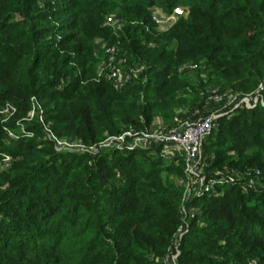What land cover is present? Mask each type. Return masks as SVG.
Listing matches in <instances>:
<instances>
[{"label":"trees","instance_id":"trees-1","mask_svg":"<svg viewBox=\"0 0 264 264\" xmlns=\"http://www.w3.org/2000/svg\"><path fill=\"white\" fill-rule=\"evenodd\" d=\"M40 1L0 0V106L16 109L0 121V153L11 156L0 169V264H162L180 222V156L152 152L154 143L56 150L36 117L21 119L34 96L57 137L88 146L146 129L156 116L175 119L178 104L189 111L177 120L190 117L204 88L180 71L186 63L217 90L249 93L264 83V0ZM177 5L183 13L156 31L150 8L168 14ZM116 12L126 22L113 32L105 17ZM95 37L139 74L120 88L95 76ZM15 120L32 135L8 139L3 125L14 130ZM201 157L208 170L226 161L239 172L257 168L262 179L255 187L244 176L225 180L188 197L193 215L177 264H264V105L219 116Z\"/></svg>","mask_w":264,"mask_h":264},{"label":"built area","instance_id":"built-area-1","mask_svg":"<svg viewBox=\"0 0 264 264\" xmlns=\"http://www.w3.org/2000/svg\"><path fill=\"white\" fill-rule=\"evenodd\" d=\"M179 10V11H178ZM181 14V9L173 7L169 13V18ZM105 24L108 25L113 32L121 29V25L117 22L115 15L109 14L105 17ZM102 62L98 67L97 77H103L111 82L114 88H120L135 78L141 66L135 68L125 67V60L119 56L117 46L101 42ZM195 66L192 64L191 67ZM209 101L221 100V95L212 92L205 98ZM29 110L25 117L21 120H30L34 117L41 122L46 136L53 141L56 150L61 149H85L91 152L96 150V146H85L80 140L75 138L57 137L49 128L47 123L43 121L42 109L37 99L32 96L29 99ZM264 105V83H259L257 87L249 92L246 96L239 98L234 102L233 107L243 105L250 107L255 104ZM15 106L6 102L0 106V121H8L15 113ZM197 111L193 115L184 119L176 120L172 126H161L152 130L145 129L135 131L134 129H125L116 135H109L105 140L98 143L101 145H112L116 148L125 147L130 149L135 145L147 146L151 143L159 145V153L165 158H171L174 154H178L182 160L183 172L186 176V182L181 193V202L179 206L180 222L172 233L171 241L165 248L164 253L159 260L162 264H177L178 242L184 231L187 229L186 219L193 215V208L185 205L184 201L192 195H198L210 191L215 184L230 180L229 176L219 170H213L207 173L202 168L201 161V142L206 133L217 125V118L220 116L218 109H214L209 113L197 115ZM15 129L13 130L7 125H3L8 139H15L19 135H32L31 130L25 129L20 120H15ZM129 137V139H126ZM11 161L10 154L6 152L0 153V169L9 166ZM244 264H257L255 258H249Z\"/></svg>","mask_w":264,"mask_h":264},{"label":"rangeland","instance_id":"rangeland-1","mask_svg":"<svg viewBox=\"0 0 264 264\" xmlns=\"http://www.w3.org/2000/svg\"><path fill=\"white\" fill-rule=\"evenodd\" d=\"M117 6H119V2L112 6L114 12L117 11ZM176 7L181 9V5H177ZM150 10H151L150 17H151V20L153 21V24H154V27H155L156 31H161L164 28H166L169 24H171L174 21V19L176 17V16H172L171 18L168 19L169 13L165 14L159 8L154 7V6L151 7ZM181 13H183L182 9H181ZM113 14L115 15V17L117 19V22L121 26L126 22L125 18L121 14H119L117 12H116V14L115 13H113ZM59 19H62V18H59ZM101 42H103V39L101 37H95L92 40L91 44L94 47V50L96 52H97V49L100 48ZM149 45L150 46H154L155 44L153 42H150ZM102 60H103L102 58L101 59L99 58L97 60V62L95 63V65H96V71H95L96 74H95V76L97 75L98 67L101 64ZM191 65L192 64H189V63L184 64L182 67H180V71L184 72V75L192 78L194 80V83H196L197 85H199L201 83V85L204 88V89H200V91H199L198 99L201 98V100H202V105L201 106H203V107L201 108L199 113L196 112L197 115H199L200 113H204L206 111H208V113H209L210 111H213L214 109H218L219 113H221L220 116L221 115H225L226 113H229L230 111H232L235 108V107H233V104H234L235 101H237L239 98L244 97V96H246L248 94V93L241 94V92H234L231 89H218L217 90L216 87L212 86L211 83L207 82L206 75H205L204 72H202V70L199 68V66L191 67ZM126 66L128 68H130V69L137 67L136 65H128L127 62L125 61V67ZM212 92H216V93H219L221 95V100L219 102L212 101V100L209 101V100L203 99L205 94L207 96L209 94H212ZM176 107L177 108L174 110V118L175 119H172V120H161L160 118H158L156 116L154 118V120H152L150 122L149 127L146 128V129L152 130L154 128H157L158 126L161 127V126H167L168 124H173L174 121L177 120L178 118H180L181 115L187 114V112L189 111L187 106L182 107V106H180L178 104V106L176 105ZM195 111H197V110L195 109L194 112ZM127 129H129V128H127ZM130 129H133V128H130ZM134 130L135 131H139V130H145V129H136V128H134ZM107 137H105V138H107ZM105 138H103L100 141H97V142L93 143L92 146H95L96 144L102 142L103 140H105ZM126 139H129V137H127ZM118 149L122 150V149H126V148L125 147H121V148H118ZM151 151L152 152H159V150L158 149H154V147L151 148ZM168 159H170V158H168ZM204 160H205L204 157H201V161H202V164H203L202 168L207 173H210L213 170H219L222 173L227 174L229 176V178H230L229 181H232V182L237 180L238 178L244 176V177L247 178L248 184H250V185H252L254 187L257 184L261 183L260 179H262L261 178L262 174H261L260 170L257 169V168H254V169H249L248 168V169H246L243 172H239L237 169L229 167L227 165L226 161H224L222 166L215 167V168H212V169L208 170L204 166V163H203V162H205ZM115 175L117 176L116 172H115ZM168 176L172 177L173 175L169 174ZM178 182H180L181 185L184 186V184L186 182V176H184L181 179V181H178Z\"/></svg>","mask_w":264,"mask_h":264},{"label":"snow or ice","instance_id":"snow-or-ice-1","mask_svg":"<svg viewBox=\"0 0 264 264\" xmlns=\"http://www.w3.org/2000/svg\"><path fill=\"white\" fill-rule=\"evenodd\" d=\"M179 11V10H178Z\"/></svg>","mask_w":264,"mask_h":264}]
</instances>
